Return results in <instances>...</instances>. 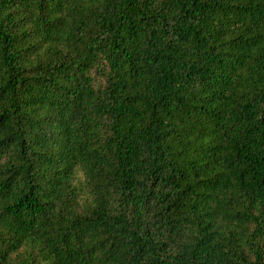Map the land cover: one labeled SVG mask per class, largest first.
Wrapping results in <instances>:
<instances>
[{"label": "trees", "instance_id": "1", "mask_svg": "<svg viewBox=\"0 0 264 264\" xmlns=\"http://www.w3.org/2000/svg\"><path fill=\"white\" fill-rule=\"evenodd\" d=\"M0 264H264V0H0Z\"/></svg>", "mask_w": 264, "mask_h": 264}]
</instances>
